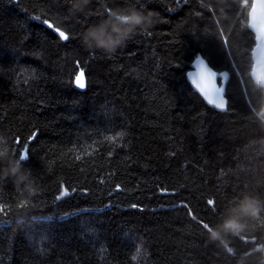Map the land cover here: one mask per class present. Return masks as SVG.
I'll return each instance as SVG.
<instances>
[{"label": "trees", "instance_id": "16d2710c", "mask_svg": "<svg viewBox=\"0 0 264 264\" xmlns=\"http://www.w3.org/2000/svg\"><path fill=\"white\" fill-rule=\"evenodd\" d=\"M128 3L151 11L152 25L113 54L82 46L87 26ZM69 5L0 0V147L28 153L34 189L0 180V264H254L264 155L249 142L264 136L253 111L264 88L250 76L251 0ZM197 57L228 72L226 111L187 81ZM243 194L260 202L258 216L226 244L209 241L203 224Z\"/></svg>", "mask_w": 264, "mask_h": 264}, {"label": "clouds", "instance_id": "9594fccd", "mask_svg": "<svg viewBox=\"0 0 264 264\" xmlns=\"http://www.w3.org/2000/svg\"><path fill=\"white\" fill-rule=\"evenodd\" d=\"M90 0H70L69 11L81 12ZM153 23L151 11H142L134 4L111 8L98 22L87 26L80 34L83 47L113 54L126 46L138 31L150 27ZM254 116L264 127V100L254 111ZM250 146L260 155H264V136L250 140ZM0 180L10 181L18 190L31 192L30 172L21 163L20 158L10 155L6 147H0ZM261 204L254 197L243 194L235 203L224 210L222 219L215 226H209L207 237L211 242L226 244V237L242 233L249 218L258 216ZM22 222V221H21ZM254 264H264V243L255 244L251 249ZM236 264H243V256L237 258Z\"/></svg>", "mask_w": 264, "mask_h": 264}, {"label": "snow or ice", "instance_id": "6c2138e0", "mask_svg": "<svg viewBox=\"0 0 264 264\" xmlns=\"http://www.w3.org/2000/svg\"><path fill=\"white\" fill-rule=\"evenodd\" d=\"M247 6H248V0H245V7ZM248 15H249V22L247 24V27L256 33L257 44H256V48L253 49V52L257 54V61L259 63L261 59H264V0H252ZM37 19L39 18L37 17ZM44 22L47 23V21H44ZM49 27H51V25H49ZM56 31L59 33V36L62 40L66 41L69 39V36L68 34H66V32L61 31L59 28H57ZM221 36H223V31H221ZM224 45L226 47L228 45L227 37H224ZM209 75L215 76L216 73H212L211 71H209ZM253 75L257 76V79L261 84H264V79L260 78V76L257 74L255 69L253 71ZM192 82L193 84L196 85V88H198L204 94L209 104L214 105L215 107L219 109L225 108L224 101L219 98V90L206 89L204 87H201L200 83L195 78H193ZM75 84L80 89L85 88L86 85L84 81L83 72H81L80 75L76 77ZM253 111H255V109H253ZM35 135L36 133H33L32 136L29 137V139H33ZM18 156L21 161L27 160L29 158V155L27 152H20L18 153ZM77 159H80V157H77ZM66 195H68L66 191L61 192L60 195L57 197V199L59 200ZM24 203H25L24 201H21L20 206H23ZM207 203L208 205L213 206V208L215 209V202L213 200L210 199L208 200ZM5 207L6 206L4 204H0V212H3L5 210ZM133 207H135V205H133ZM203 228L207 230L209 228V224L204 223ZM225 247L229 253L233 251V249L230 247H227V245H225Z\"/></svg>", "mask_w": 264, "mask_h": 264}, {"label": "water", "instance_id": "95a60500", "mask_svg": "<svg viewBox=\"0 0 264 264\" xmlns=\"http://www.w3.org/2000/svg\"><path fill=\"white\" fill-rule=\"evenodd\" d=\"M251 2H252V0H251ZM248 12H249V10H248ZM247 19L249 22V15L248 14H247ZM248 22H247V24H248ZM249 30L254 35V45L251 49L252 67H251L250 76L256 84H258L259 86L264 88V84H261L258 81L257 76L253 75V71L255 69V71L260 76V78L264 79V59H261L260 62L258 63L257 54H255L253 52V49L256 48V44H257L256 33L253 32L250 28H249ZM209 71H211L212 73H216V75L210 76ZM80 73L78 75H80ZM186 78H187V81L189 82V84L191 85V87L202 97V99L205 101V103L208 106L215 108L218 111H226L227 99L225 96V92H226V83L228 80V72L227 71H215L214 69L211 68V66L208 64L206 59H204L203 57H197L192 62L191 68L189 70H187ZM193 78H195L200 83L201 87H204L206 89H217V90H219V98L224 101L225 108L219 109V108L215 107L214 105L209 104L208 100L204 96V94L198 88H196L195 84H193V82H192Z\"/></svg>", "mask_w": 264, "mask_h": 264}]
</instances>
